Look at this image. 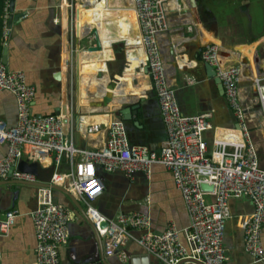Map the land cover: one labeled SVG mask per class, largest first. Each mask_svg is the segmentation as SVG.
I'll list each match as a JSON object with an SVG mask.
<instances>
[{
    "label": "crops",
    "instance_id": "0c3cea01",
    "mask_svg": "<svg viewBox=\"0 0 264 264\" xmlns=\"http://www.w3.org/2000/svg\"><path fill=\"white\" fill-rule=\"evenodd\" d=\"M233 1L248 5V20L229 14L227 9L222 11L220 5H211L207 0H167L168 29L156 37L167 59L174 50L172 64L178 66L167 80L175 89L181 111L185 114L210 111L212 114L213 127L204 133L209 147L213 135L221 136L224 128L235 126V119L214 77L207 75L200 49L207 43L216 44L222 65L240 66L239 100L245 108L250 134L264 168V117L253 84L258 77L257 65L262 68L261 77H264V0ZM88 2L92 3L86 5ZM69 3L70 0H14V14L20 15L8 24L10 33L6 44L2 43V51L7 48V66L22 70L26 81L35 87L32 111L41 115L60 113L65 132L72 134L74 145L95 148L105 141V130L87 133L86 127L115 117L114 100L142 99L132 118V121L138 120L140 126L125 122L129 141L158 151L166 139V131L150 78L143 72L142 47L132 0H71L72 6ZM90 10H93L94 25L87 24L86 15ZM121 18L126 20L124 33ZM92 27L98 29L104 44L101 51L87 49L94 44V36L87 34ZM253 36L256 38L248 42ZM162 59L167 76L171 69L169 67L167 74L165 57ZM125 64L131 80L120 83ZM110 76L119 81L112 90L107 88ZM190 79L194 81L189 82ZM104 94H111L112 98L106 105L101 100ZM0 117L9 125L17 119L15 98L7 90L0 91ZM5 152L6 144H0V156ZM53 169L52 165L43 166L37 180L45 181L48 171ZM56 170L69 171L68 160L63 158ZM96 174L104 189L92 205L103 216L111 218L118 212H141L149 216L154 232L162 231L171 222L178 228L189 224L181 193L170 171L162 164L154 163L148 176L139 171L128 178L119 170L105 171L99 166ZM12 180H0V216L8 209L18 210L14 224L0 236V264H34L36 239L30 212L36 207V186ZM72 196L85 209L84 203ZM53 198L66 205L74 216L68 223V239L58 250L62 264L85 261L99 264V257L104 253L103 238L65 193L54 190ZM228 203L231 217L225 227L224 247L228 256L225 264H264V256L252 259L243 244L244 224L254 208L251 200L241 196L230 198ZM133 233L137 236L140 232ZM180 239L183 241L182 236ZM261 241L264 248V225ZM123 250L131 257L144 253L133 240H129ZM104 257L108 264H129V261L121 262L117 255L104 254Z\"/></svg>",
    "mask_w": 264,
    "mask_h": 264
},
{
    "label": "built area",
    "instance_id": "2783aa9c",
    "mask_svg": "<svg viewBox=\"0 0 264 264\" xmlns=\"http://www.w3.org/2000/svg\"><path fill=\"white\" fill-rule=\"evenodd\" d=\"M166 1L132 0L142 47L141 62L147 65L166 131V139L158 151L144 144L130 143L126 123L118 117L86 127L87 133L105 130L103 144L95 148L75 146L72 134L65 132L62 115L37 116L31 108L35 87L26 81L22 70H12L0 60V91L13 94L17 110V119L12 125L0 117V144H6V152L0 156V180L38 181L34 172L19 168L21 160L54 167L42 181L47 185L36 186V207L30 212L36 239L34 264H62L58 250L66 243L68 223L74 219L66 205L54 200L51 185L64 187L84 203L87 217L104 240V254L117 255L124 263L130 261V256L123 247L133 240L148 255V264H225L228 259L224 247L225 227L231 217L228 201L247 196L254 208L244 224V248L252 259L263 258L264 168L250 134L245 108L239 100L240 66L222 65L216 44L207 43L200 49L201 59L214 67L235 119V126L224 128L221 136L213 135L209 147L204 133L213 127L211 112L183 113L175 89L167 80L156 37L168 29ZM69 5H73L71 0ZM9 6L10 0H4L3 44L10 33ZM253 84L264 117V77L254 78ZM63 158L70 164L69 171L56 170ZM154 163L170 171L189 215L188 225L178 228L171 222L162 231L154 232L149 216L141 212H118L109 218L92 205L104 189L96 174L97 166L105 171L119 170L131 178L139 171L148 176ZM202 183L211 189L202 188ZM17 216L15 208L0 216V236L9 231ZM102 221L107 223L100 227ZM134 231H139V235Z\"/></svg>",
    "mask_w": 264,
    "mask_h": 264
},
{
    "label": "water",
    "instance_id": "95a60500",
    "mask_svg": "<svg viewBox=\"0 0 264 264\" xmlns=\"http://www.w3.org/2000/svg\"><path fill=\"white\" fill-rule=\"evenodd\" d=\"M91 3L92 2H88L86 5L91 4ZM9 11H10L9 24H10L12 22V20L16 19L20 15V14H14V0H10ZM87 34L94 36V44L93 45H89L87 47L88 51H94V52L95 51H100L103 48L104 44L102 43V40H100V38H99L98 29L95 28V27H92V28H90L88 30ZM159 47H160L161 56L163 55L165 57V63L168 66L167 67V74L170 72L167 75V77H168V80H170L171 76L175 73L176 67L178 66L177 64H172L174 62V60H175L174 50L171 52L172 56L169 59H167V56L165 54V49H163V47L161 49L160 44H159ZM1 61L4 62V63H7V48L6 47L3 48ZM255 61H257V59H255ZM244 63H246V62H243V64ZM125 66H126V64L123 65L122 72L120 73V76H122ZM204 66H205V70H206L207 75L210 76V77H214V81L217 84L218 91L220 92L221 95H223L224 90H223V87H222V84H221L220 80L215 76L214 67L212 65H210L208 62H204ZM169 67H170L171 71H169ZM107 69H108V67H107ZM147 71H148L147 65L143 64V72L147 73ZM262 73H263L262 68L257 65V75L256 76L261 77V76H263ZM109 78H111V79H109V81L107 83V88L109 90H112V89H114V87L117 85V82H119V81L117 80V78H112V76H110ZM114 79H116V80H114ZM110 95L111 94H109V95L108 94H104L102 96L101 100H102V103L104 105H106L110 101H112V98H111ZM129 95H134V94H129ZM141 101H142V99H137V100H129L128 99V101L124 100V99L114 100V102H116V104H117L116 107L113 109L114 116L122 119L125 122L132 121V118L137 113V110H138V107L140 106V102ZM36 115L39 116L41 114H36ZM132 123H133L134 126H140L138 120H133ZM19 168L21 170H27V171H30V172H34L37 175L38 171L40 169H42L43 167L37 161L28 162L26 160H21L20 163H19ZM11 172H12V168L9 170V176L11 175ZM12 181L13 182H17V183L33 185V186L47 185L46 183L40 182V181H35V182H25V181H21V180H12ZM200 186L202 188L211 189V186H207L206 184H203V183ZM51 187L53 188V190H59V191H62L63 193H65L76 204V206L79 208L80 212L83 214V216L89 222V224H92V222L89 220V218L85 214V209L75 200V198L72 196V193H70L68 190H66L62 186L51 185ZM106 223H107L106 221H102L101 224H100V227L105 226ZM99 259L101 261L100 262L101 264H108L106 259H105V257H104V253H102V255L99 257ZM148 261H149L148 255L143 253V254H141L140 256H137V257L136 256L135 257H131L130 256L129 264H148Z\"/></svg>",
    "mask_w": 264,
    "mask_h": 264
},
{
    "label": "trees",
    "instance_id": "16d2710c",
    "mask_svg": "<svg viewBox=\"0 0 264 264\" xmlns=\"http://www.w3.org/2000/svg\"><path fill=\"white\" fill-rule=\"evenodd\" d=\"M3 4H4V0H0V59H1L2 47H3L2 46V39H1ZM218 6L222 8V11H223V8L227 9L229 11L228 13L231 15L237 14V16L241 17V20H243L244 18L246 20H248V11H249L248 5L239 4V2L236 4L233 0H221L218 3ZM252 27H254L253 24H252ZM255 38L256 37H254V36L251 37V39L248 42L254 40ZM129 123H132V121H130ZM128 135H129V133H128ZM51 172L52 171H48V177L50 176Z\"/></svg>",
    "mask_w": 264,
    "mask_h": 264
},
{
    "label": "bare ground",
    "instance_id": "6f19581e",
    "mask_svg": "<svg viewBox=\"0 0 264 264\" xmlns=\"http://www.w3.org/2000/svg\"><path fill=\"white\" fill-rule=\"evenodd\" d=\"M133 11H134V14H135V16H136V12H135V9H134V6H133ZM93 13V10H90V11H88V13H87V15H86V20H87V24H89V25H94V24H96V22H94V19H92V14ZM120 23L122 24V33H124L125 32V26H126V20H124V18H121L120 19ZM137 27H138V24H137ZM99 38H100V36H99ZM101 40V39H100ZM103 43V42H102ZM103 49V48H102ZM101 49V50H102ZM100 50V51H101ZM120 80H121V82L120 83H123V81H130L131 79H130V77H129V68H128V66H125V68H124V73L122 74V76H120V78H119ZM98 90H100L99 88H97ZM100 91H102V90H100Z\"/></svg>",
    "mask_w": 264,
    "mask_h": 264
},
{
    "label": "rangeland",
    "instance_id": "374dc122",
    "mask_svg": "<svg viewBox=\"0 0 264 264\" xmlns=\"http://www.w3.org/2000/svg\"><path fill=\"white\" fill-rule=\"evenodd\" d=\"M221 0H207V3H209V4H218L219 2H220ZM255 10V9H254ZM255 14H256V12H255ZM257 16V15H256ZM82 43H85L86 44V41H82Z\"/></svg>",
    "mask_w": 264,
    "mask_h": 264
}]
</instances>
